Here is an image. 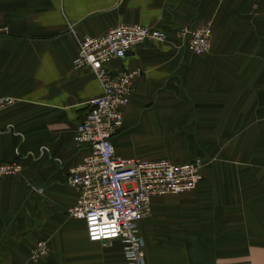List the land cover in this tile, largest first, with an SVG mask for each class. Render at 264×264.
Segmentation results:
<instances>
[{
    "label": "crops",
    "instance_id": "0c3cea01",
    "mask_svg": "<svg viewBox=\"0 0 264 264\" xmlns=\"http://www.w3.org/2000/svg\"><path fill=\"white\" fill-rule=\"evenodd\" d=\"M209 22L206 54L177 32ZM0 264H125L122 245L88 242L65 212L67 170L86 155L73 135L100 94L74 68L77 40L119 25L161 31L113 59L137 71L111 142L123 160L200 161L187 193L155 197L136 223L145 264H264V0H0ZM41 189V193L36 190ZM43 240L46 256L28 260Z\"/></svg>",
    "mask_w": 264,
    "mask_h": 264
},
{
    "label": "built area",
    "instance_id": "2783aa9c",
    "mask_svg": "<svg viewBox=\"0 0 264 264\" xmlns=\"http://www.w3.org/2000/svg\"><path fill=\"white\" fill-rule=\"evenodd\" d=\"M6 28L0 25V35ZM186 50L194 56L207 52L211 36L209 22L183 27L177 32ZM165 35L141 25H119L99 37L77 40L74 68L88 69L100 87L89 99L77 123L73 141L86 149L81 162L67 170L66 183L75 189L76 200L66 216L82 221L88 242L109 245L119 241L125 264H145L142 240L136 223L149 214L155 197L193 191L201 180L200 161L174 164L167 160H123L115 156L111 139L119 130L122 108L128 103L132 79L137 71L108 69L109 63L145 42L163 43ZM14 99L0 97V110ZM16 161L0 163V178L19 174ZM41 193V189L36 190ZM48 252L43 240L36 241L28 258L36 263Z\"/></svg>",
    "mask_w": 264,
    "mask_h": 264
},
{
    "label": "rangeland",
    "instance_id": "374dc122",
    "mask_svg": "<svg viewBox=\"0 0 264 264\" xmlns=\"http://www.w3.org/2000/svg\"><path fill=\"white\" fill-rule=\"evenodd\" d=\"M208 51V50H207ZM207 53V52H206ZM206 53H204V54H206ZM203 55V54H202ZM31 249V248H30ZM46 256V255H45ZM43 258V257H42ZM28 260H29V258H28ZM29 262H31L30 260H29ZM32 263V262H31Z\"/></svg>",
    "mask_w": 264,
    "mask_h": 264
}]
</instances>
